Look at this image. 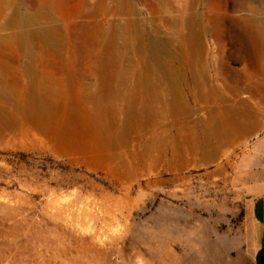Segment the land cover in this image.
Listing matches in <instances>:
<instances>
[{
    "label": "rangeland",
    "instance_id": "obj_1",
    "mask_svg": "<svg viewBox=\"0 0 264 264\" xmlns=\"http://www.w3.org/2000/svg\"><path fill=\"white\" fill-rule=\"evenodd\" d=\"M113 1L45 4L58 18L63 55L73 59L67 68H61L56 58L53 65L39 69L69 79L70 85L67 93L57 87L46 91L57 118L50 115L42 124L31 116H14L7 132L0 131V264H254L250 202L264 191V183L258 181L264 176L262 3L252 0L253 10H239L233 1L227 7L219 0H196L194 5L210 22L219 25L224 20L230 29L225 36L215 26V33L203 37L208 59L214 57L221 68L215 75L210 67L208 79L223 90L228 103L248 96L254 111L247 129L232 142L223 141L217 153L205 155L201 145L193 150L189 131L180 136L179 128L199 119L208 121L212 111L228 105L200 99L181 85L180 103L189 105L192 113L174 116L169 110L160 118L176 142L175 154L168 148L160 156V151L146 147V132L129 134L126 143L114 134L90 131L92 124L72 113L82 96H77L79 86L92 90L104 86L105 76L93 60L102 48L88 43L106 39L117 24L115 39L128 56L127 64L134 66L139 60L137 45L124 48L126 37L137 43L143 28L144 38L166 39L176 30L168 19L180 14L173 8H180L182 0H171L173 8L161 0H130L134 9L130 15L116 13ZM246 13L251 18H233ZM126 17L137 21L129 35L120 28ZM224 71L229 72L230 83ZM127 72L135 78L134 70Z\"/></svg>",
    "mask_w": 264,
    "mask_h": 264
},
{
    "label": "bare ground",
    "instance_id": "obj_2",
    "mask_svg": "<svg viewBox=\"0 0 264 264\" xmlns=\"http://www.w3.org/2000/svg\"><path fill=\"white\" fill-rule=\"evenodd\" d=\"M52 1L54 0H0V131L8 129L10 121L14 122V116H31L34 118L33 121L37 119V123L43 122L42 124H44V120L55 113L52 111V102L50 103L49 98L46 96V91L57 87V91L64 90V93H67L66 89L70 85L69 79H65L63 76L57 78L39 69L40 66H50L53 62L52 60L56 58H60L61 68H67L72 61L71 59H73L71 56L66 57L63 55V43L60 44L58 42L59 39L57 40L61 32L58 18L45 6L46 3ZM161 1L162 3H169L171 8H173L171 0ZM219 1L226 7L233 1L236 2L239 10H253L252 0ZM259 1L262 3V9H264V0ZM113 2L116 7V13L120 15H130L134 11L130 0H114ZM195 3L196 0H182L180 8H173L180 14L168 19L173 28L176 29L175 32H170L172 34L171 37L166 39L159 37L147 39L143 37V28H140L141 34H138L137 43L134 42L133 37H126L125 42L122 44L124 48L137 45L136 50L139 60L134 66L127 64L128 56L124 49L120 50L121 46L115 39L114 33L116 26H118L117 24L111 26V29L105 34L106 39H98V44L95 39L93 42L88 43L90 46L98 45L102 48L97 54L98 56H95L93 60L95 68L105 76L102 78L104 86L95 90H92L86 84L85 87L83 84L79 86L77 90L80 93L77 92V96L79 97L80 94L82 96L74 104L73 116L82 118L85 122L89 121L92 124L90 131L92 130L96 133L107 132L111 136L114 134L118 138L121 137L120 139L125 140L126 143L129 134L146 132L148 137L145 145L147 148L157 152L160 151V156L164 155L168 148L172 154H175V137L170 134L169 127H163L160 124V118L165 117L169 110L174 116H179L181 113L187 115L192 113V108L189 105L180 103V99H182L181 85H185L190 87L193 96H198V98L203 100L208 99L214 103L219 100L224 101L228 105L225 110L220 111L217 109L212 111L211 118H208V121L199 119L191 126L179 128L178 133L180 136H182V133L187 134L189 131L193 140V150L196 149V146L199 147L201 145L202 150L206 153L205 155L217 153L222 147L223 141L232 142L237 134L245 131L249 124V118L254 111L248 96L237 98L234 102L228 103L230 100L225 96L223 90L210 84L208 79L210 67L215 70V75H220L221 68L216 66L214 57L208 59V48L204 43L203 37L207 33H215V26H220V30L225 36H228L230 29L224 20L218 23L219 25L210 22L209 18L194 9ZM124 6H128V8L125 9ZM187 9H189L188 12ZM250 15V13L238 14L233 18H251ZM136 23L135 19L126 17V22L119 26L129 35L135 28ZM1 29L9 30V32L2 33ZM93 35L95 34L91 35L94 38ZM132 35L134 36V34ZM160 36L163 37L162 35ZM217 39L218 46L221 47L220 38L217 37ZM82 40L80 39V41ZM97 51L95 50V52ZM128 68L131 71H135L134 79H130L125 75ZM103 70L107 72L104 73L105 71ZM223 73L226 74V81L230 83L228 81L229 72L224 71ZM244 87L250 89L248 83ZM163 100H165L164 103ZM61 101L58 102L61 103ZM160 103L162 105H159ZM58 115H61V113ZM69 115L68 118L71 117ZM83 121L78 122L83 123ZM165 123L164 125H166ZM29 128L31 129L32 127L30 126ZM55 129L57 128L53 130ZM12 130L13 128H11ZM77 130L74 131L78 132ZM54 134L56 133L54 132ZM60 136L63 138L62 135Z\"/></svg>",
    "mask_w": 264,
    "mask_h": 264
},
{
    "label": "crops",
    "instance_id": "obj_3",
    "mask_svg": "<svg viewBox=\"0 0 264 264\" xmlns=\"http://www.w3.org/2000/svg\"><path fill=\"white\" fill-rule=\"evenodd\" d=\"M264 145V139L262 140ZM264 172V167H263ZM264 174V173H263ZM264 183V176L258 178ZM250 221L252 231L254 264H264V191L255 193L250 202Z\"/></svg>",
    "mask_w": 264,
    "mask_h": 264
}]
</instances>
